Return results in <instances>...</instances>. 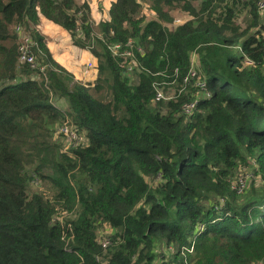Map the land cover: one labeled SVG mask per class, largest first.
Segmentation results:
<instances>
[{"label":"trees","instance_id":"16d2710c","mask_svg":"<svg viewBox=\"0 0 264 264\" xmlns=\"http://www.w3.org/2000/svg\"><path fill=\"white\" fill-rule=\"evenodd\" d=\"M149 1L155 19L112 0L95 27L87 1L0 0V264H264L261 0ZM41 22L91 52L93 82L57 63ZM130 40L132 75L111 49ZM64 125L85 143L64 150Z\"/></svg>","mask_w":264,"mask_h":264},{"label":"rangeland","instance_id":"374dc122","mask_svg":"<svg viewBox=\"0 0 264 264\" xmlns=\"http://www.w3.org/2000/svg\"><path fill=\"white\" fill-rule=\"evenodd\" d=\"M78 1L79 2L87 1L88 4L91 6L92 22L94 26L97 27L98 23L102 19L108 17L107 10L112 0H78ZM140 1L143 2V6L139 13L140 16H144L146 20L155 19L156 15L154 11L151 9V1L149 0H140ZM176 8L174 10L175 12L172 13V15H175L174 25H178L179 23L185 21L188 18L187 12H184L183 10L180 9L176 10ZM165 9L169 11L167 8ZM239 21L244 26L246 25V23L249 22L247 16H245L244 14L241 15ZM16 26H15V32H16ZM23 29L26 32L24 26ZM38 29L41 32V35L45 38L47 47L49 51L52 53L57 63L61 65L64 69H66L68 72H71V74L74 75L75 82L94 81L93 78H94L97 62L93 58L91 59L89 58V54L87 53L88 49L76 46L73 43L70 35L55 24L49 22H41ZM17 35H18V42H20L21 35H19L18 33ZM90 62L92 63L91 65ZM124 69L130 72L129 75H132L131 72L135 71V69L133 70H130L128 68H124ZM173 89L174 88L172 87H168L166 93H168V95H172ZM58 106L64 108L65 101L64 100L60 101L58 103ZM68 126L69 128L74 130L72 126L70 125ZM64 141L66 146V148L64 147V150L69 149L70 146L77 145L76 143H74L75 141L73 139L68 138L65 134H64ZM246 171L249 170L248 169L242 170L240 172L241 175L236 176L234 184L237 186L238 191H244V189L247 187V184L250 182L249 180L253 179L251 176L247 177ZM191 249H193V247ZM186 262L187 261H185L184 264H187ZM171 264H177V262H172Z\"/></svg>","mask_w":264,"mask_h":264},{"label":"built area","instance_id":"2783aa9c","mask_svg":"<svg viewBox=\"0 0 264 264\" xmlns=\"http://www.w3.org/2000/svg\"><path fill=\"white\" fill-rule=\"evenodd\" d=\"M259 6L261 9H264V0H261L259 2ZM16 32L21 35V41L19 43V54H20V60L25 63H29L32 67H38L39 64L36 61V58L34 56L32 47H33V40L31 36L27 33L24 32L23 27L21 26H16ZM128 46L130 47L129 49H126V51L121 50V45L120 44H115L111 47L113 54L120 55L124 57V61L122 62V66L124 68H128L130 70H133L137 68V64L134 62V53L132 47H133V41L130 40L128 43ZM131 58L132 60H130ZM92 63L90 62V65ZM45 67L41 66V70L44 71ZM194 74V71H192ZM165 98L164 92H162L160 89L157 94V99ZM195 102L188 103L184 106V113L186 114H191L193 109L195 108ZM59 132L62 134H65L68 138L73 139L76 144L80 143H85L86 138L83 135H80L78 132L75 130L69 128L68 125H64L60 127Z\"/></svg>","mask_w":264,"mask_h":264},{"label":"crops","instance_id":"0c3cea01","mask_svg":"<svg viewBox=\"0 0 264 264\" xmlns=\"http://www.w3.org/2000/svg\"><path fill=\"white\" fill-rule=\"evenodd\" d=\"M88 54H89V58L91 59V58H93V56H92V54H91V52L88 50V52H87ZM94 59V58H93Z\"/></svg>","mask_w":264,"mask_h":264}]
</instances>
